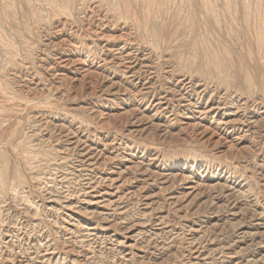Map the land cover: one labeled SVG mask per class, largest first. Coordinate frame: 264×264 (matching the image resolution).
Returning <instances> with one entry per match:
<instances>
[{
    "label": "rangeland",
    "instance_id": "1",
    "mask_svg": "<svg viewBox=\"0 0 264 264\" xmlns=\"http://www.w3.org/2000/svg\"><path fill=\"white\" fill-rule=\"evenodd\" d=\"M0 264H264V0H0Z\"/></svg>",
    "mask_w": 264,
    "mask_h": 264
}]
</instances>
